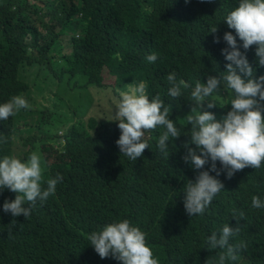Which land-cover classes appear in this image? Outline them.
<instances>
[{
    "label": "trees",
    "instance_id": "1",
    "mask_svg": "<svg viewBox=\"0 0 264 264\" xmlns=\"http://www.w3.org/2000/svg\"><path fill=\"white\" fill-rule=\"evenodd\" d=\"M0 1V102L20 94L30 105L0 121V155L24 158L36 151L44 173L62 176L54 194L37 202L27 218L0 211V264H121L111 256L100 258L87 244L90 231L120 218L146 234L159 264H207L222 250L202 247L204 237L225 222L239 224L235 240L246 243L231 264H264V209L250 207L252 194L264 195V162L230 178L221 171L217 178L223 189L202 215L189 217L182 187L198 170L181 159L187 128L178 118L192 107L190 89L175 99L166 95L170 71L191 84L223 70L220 49L226 43H214L213 35L232 32L239 47L234 30L222 20L235 0ZM214 24L216 32H207ZM150 52L157 53L155 62L144 59ZM245 55L254 77L264 72L255 63L254 45ZM141 79L150 97L159 94L169 104V118L183 130L172 138L167 157L154 144L160 129L145 131L149 147L129 161L114 142L119 129L107 120L109 112L84 121L52 111L58 90L72 81L91 88L92 113L101 109L95 91L110 90L111 107L118 95L116 82ZM218 94L226 102L231 92L221 89ZM73 105L81 103L74 100ZM219 109L215 103L205 108L217 119ZM14 195L5 188L0 203ZM233 209L244 217L234 220Z\"/></svg>",
    "mask_w": 264,
    "mask_h": 264
},
{
    "label": "clouds",
    "instance_id": "2",
    "mask_svg": "<svg viewBox=\"0 0 264 264\" xmlns=\"http://www.w3.org/2000/svg\"><path fill=\"white\" fill-rule=\"evenodd\" d=\"M222 20L234 30L235 37L240 41L238 47L237 40L229 31H224L221 37L213 35L214 43L220 39L226 43V47L220 49L226 61L223 70L217 75L204 74L203 82L198 77L191 84L178 79L173 71L165 77L168 85L166 95L172 99L180 97L182 89H190L192 107L183 118H178L180 124L181 119L185 121L187 128L182 142L185 153L181 159L198 170L194 179H186L182 187V204L189 217L202 215L223 189L222 182L217 178L221 171L225 178H230L234 172L245 167L259 169L264 162V72L254 77L255 68L245 55L249 46L254 45L255 63L264 67V0H235ZM207 32L215 33V24ZM144 59L155 62L158 56L150 52ZM221 89L230 90L231 95L226 102L218 103L220 106L225 104V109H219L222 115L217 119L213 112L205 108L210 109L214 102L217 103L215 97L219 96ZM117 93L107 120L115 121L119 129L114 142L120 154L134 161L149 147L148 141L143 139L145 131L160 129L154 144L167 157L172 138L183 131L169 118V104L159 94L150 97L143 79L126 84L125 89H117ZM201 102H204L203 107ZM226 104L230 106L228 109ZM29 108L23 95H12L0 102V121ZM44 167L36 151L24 158L0 155V191L7 188L15 193L14 198L0 203V211L12 217L22 214L27 218L37 202L42 203L54 194L62 176L56 173L43 177ZM250 207L264 209V195L252 194ZM231 217L234 220L243 218L244 212L233 209ZM239 232V224L229 226L225 222L205 235L202 247L222 250L207 264L235 262L241 249L246 247L245 241L235 240ZM145 235L127 218L113 219L90 231L87 244L100 258L111 256L121 264H159L145 242Z\"/></svg>",
    "mask_w": 264,
    "mask_h": 264
},
{
    "label": "rangeland",
    "instance_id": "3",
    "mask_svg": "<svg viewBox=\"0 0 264 264\" xmlns=\"http://www.w3.org/2000/svg\"><path fill=\"white\" fill-rule=\"evenodd\" d=\"M1 2V1H0ZM106 82L108 84L112 83L111 79H107ZM75 84L78 86L74 87ZM125 84H118L116 82V88L120 90L125 89ZM96 105L101 106V109L94 110L91 113V109L93 106V94L91 88L89 86H84V83L81 84L78 81H72L71 86L67 89L58 90V96L55 99L54 106L52 111L57 112L60 115H63L62 112H66L68 114L66 117L72 120L82 119L84 121H88L89 119L96 118L101 119L99 116L105 117L106 113L109 112L110 107L108 106V100L110 99V90L109 91H95L94 92ZM80 98H83L84 103L80 101ZM215 99L217 103H215L222 111H224L225 107L220 106L218 103L224 102L222 97L216 96ZM74 100L81 103V106H74ZM65 116V115H64ZM183 121V119H181ZM62 132H59V134ZM58 138V137H57ZM56 138V139H57ZM48 173H42L43 177H47Z\"/></svg>",
    "mask_w": 264,
    "mask_h": 264
}]
</instances>
